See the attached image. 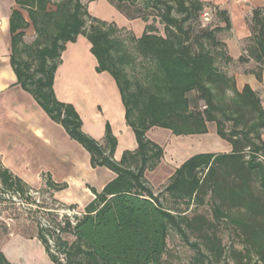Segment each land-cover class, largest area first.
Masks as SVG:
<instances>
[{"label": "trees", "instance_id": "trees-1", "mask_svg": "<svg viewBox=\"0 0 264 264\" xmlns=\"http://www.w3.org/2000/svg\"><path fill=\"white\" fill-rule=\"evenodd\" d=\"M90 1L94 0H13L9 15L10 65L16 83L87 151L92 168L106 167L115 173L100 191L89 187L94 197L79 214L59 218L48 213L53 216L45 218L44 225L37 221L35 237L51 264H165L171 231L195 250L198 264H216L225 255L233 264H264V108L258 92L248 84L237 89L233 75L235 67L252 59L257 64L254 73L261 79L263 8L252 10L245 54L234 60L223 40L231 30L229 13L210 1L108 0L126 18L144 22L138 37L114 21L92 16L87 9ZM139 1L143 11L154 12L162 34L147 14L133 16L123 8ZM207 9L217 23L195 31L193 23ZM29 27L34 37L26 42ZM80 34L91 44L96 72H107L115 80L126 124L135 135L136 148L124 150L119 160L114 158L117 139L110 125L105 124L102 142L91 137L82 130L74 106L58 100L53 89L65 45ZM137 64L142 73L133 78L128 68ZM209 122L229 143L230 151L191 155L155 193L145 172L160 163L164 151L147 131L160 127L175 136L205 134ZM41 178L51 197L67 186L55 182L48 172ZM34 192L0 163V203L7 200L29 210L41 207ZM163 192L182 208L166 206ZM206 198L211 218L201 213L186 216L190 205L200 206ZM223 223L239 240V249L232 244L226 251L217 233ZM0 264L17 263L0 250Z\"/></svg>", "mask_w": 264, "mask_h": 264}, {"label": "crops", "instance_id": "crops-1", "mask_svg": "<svg viewBox=\"0 0 264 264\" xmlns=\"http://www.w3.org/2000/svg\"><path fill=\"white\" fill-rule=\"evenodd\" d=\"M202 1H210L227 9L231 30L223 40L228 53L234 60L245 54L244 45L251 35L249 20L252 10L260 7L264 11V0ZM13 7V0H0V157L4 166L33 185L41 183V173H50L55 182L67 185L55 193L69 190L59 200L84 207L94 197L89 187L100 191L115 177V173L106 167L92 168L87 151L72 140L60 124L52 121L33 97L16 83L15 73L10 65L9 15ZM87 9L92 16L114 21L117 26L131 31L136 37L144 29V22L126 18L108 0L90 1ZM90 47V42L81 34L74 42L66 43L55 72L53 89L58 100L74 106L82 120V130L91 137L102 142L105 124L110 125L117 139L114 158L119 160L124 150L136 148L135 135L126 124L125 108L115 80L107 72H96L97 61ZM256 70L257 64L250 59L239 64L233 75L237 89L241 90L248 84L258 92L264 108V68L260 80L254 73ZM154 128L156 127L147 131L149 138L150 130ZM207 129L205 134L187 136L200 140L210 133L208 123ZM162 132L168 134L170 130L164 129ZM262 138L264 140V133ZM218 140L223 148L222 152H229V143L220 138ZM200 148L203 147H188L176 154L174 160H179L178 163L168 174L160 173L158 183L168 181L175 168L191 155L200 152ZM91 174L96 185L89 179Z\"/></svg>", "mask_w": 264, "mask_h": 264}, {"label": "rangeland", "instance_id": "rangeland-1", "mask_svg": "<svg viewBox=\"0 0 264 264\" xmlns=\"http://www.w3.org/2000/svg\"><path fill=\"white\" fill-rule=\"evenodd\" d=\"M140 3L141 2L139 1V3L132 8H130L127 4H124L125 6L123 8L129 10L128 12H131V15L133 16L141 15L142 13L147 14L148 21L154 19V22L158 27V32L162 34L163 26L157 22V18H154V12L149 9L143 11ZM210 9L205 10L207 14L202 13L200 18L193 23L195 31L207 26V24L208 26H214L217 23V18L214 13L210 12ZM24 14L26 15V13ZM33 37V29L31 27L27 28L25 30L24 40L26 42H31ZM141 61L142 59L138 57L137 62L140 63ZM141 71L142 67L139 64H137L134 68H128V72L133 78L140 77L142 73ZM208 124L210 133L202 137L200 140H196L194 136H174L171 132L167 134L166 132H162L164 131V128L160 127L150 130V139L161 145L164 151L163 158L160 163L152 171L145 172L146 178L155 193L160 191L167 183V181L164 183H158L157 177L159 174H168L171 171V168L178 163L179 160H174L176 158V154L182 153L188 147L195 148L197 145H201L203 147L200 148V152L223 151V148L219 144V137L215 132V124L212 122ZM0 163L3 164L1 157ZM40 179L41 183L38 185L27 183L36 190V192L33 193V197H35L37 203H39L41 207L32 206L31 210H29L24 205L15 204L12 206L7 200L0 203V250H2L7 259L13 263L49 264L50 259L47 253L45 252L41 242L35 237L37 232V221H40V223L44 225L46 223L44 219L52 217L54 214H57L59 218L65 214L73 217L75 214H79L83 208L81 205L76 204V208L70 209L68 208V205L70 204L69 202H62L59 200V198H63L64 193L67 194L69 190L54 193L51 197L49 195L50 191L46 189L41 176ZM89 179L92 184L96 185L92 174L89 175ZM4 197L7 198L8 195L5 194ZM161 199L168 207L175 209L182 208L181 204H175L165 192L162 193ZM55 200L57 202H55ZM58 202L63 203L65 206L60 205ZM48 213H52L53 215ZM184 213L188 217H191L194 213H201L206 215L208 218H211L208 198H206L205 203L200 206H195L194 204L190 205L188 210ZM217 233L220 236L226 251L232 244H234V246L238 249L241 247L239 240L226 224H221ZM66 238L71 239V236L66 235ZM194 239V236L190 234V241H194ZM195 253V250L186 244L179 234L174 231L170 232L167 242V251L163 256L165 264H198L194 261ZM226 261L227 264H233L232 260H227L226 255L225 258H222L216 264H224Z\"/></svg>", "mask_w": 264, "mask_h": 264}, {"label": "built area", "instance_id": "built-area-1", "mask_svg": "<svg viewBox=\"0 0 264 264\" xmlns=\"http://www.w3.org/2000/svg\"><path fill=\"white\" fill-rule=\"evenodd\" d=\"M204 14H207V12H204Z\"/></svg>", "mask_w": 264, "mask_h": 264}, {"label": "bare ground", "instance_id": "bare-ground-1", "mask_svg": "<svg viewBox=\"0 0 264 264\" xmlns=\"http://www.w3.org/2000/svg\"><path fill=\"white\" fill-rule=\"evenodd\" d=\"M11 248V247H10ZM10 250V249H9Z\"/></svg>", "mask_w": 264, "mask_h": 264}]
</instances>
